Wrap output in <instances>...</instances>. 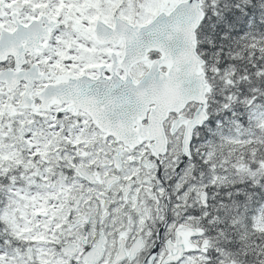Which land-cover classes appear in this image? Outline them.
<instances>
[{
  "label": "snow or ice",
  "instance_id": "1",
  "mask_svg": "<svg viewBox=\"0 0 264 264\" xmlns=\"http://www.w3.org/2000/svg\"><path fill=\"white\" fill-rule=\"evenodd\" d=\"M0 264H264V0H0Z\"/></svg>",
  "mask_w": 264,
  "mask_h": 264
}]
</instances>
